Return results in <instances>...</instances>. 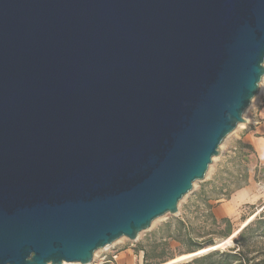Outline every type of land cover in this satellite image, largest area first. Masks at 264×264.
<instances>
[{
    "label": "water",
    "instance_id": "1",
    "mask_svg": "<svg viewBox=\"0 0 264 264\" xmlns=\"http://www.w3.org/2000/svg\"><path fill=\"white\" fill-rule=\"evenodd\" d=\"M263 77L264 0H0V264L178 214Z\"/></svg>",
    "mask_w": 264,
    "mask_h": 264
},
{
    "label": "rangeland",
    "instance_id": "2",
    "mask_svg": "<svg viewBox=\"0 0 264 264\" xmlns=\"http://www.w3.org/2000/svg\"><path fill=\"white\" fill-rule=\"evenodd\" d=\"M262 101H264V77L260 82L259 93L253 98L250 106L244 113L246 122L240 123L236 129L224 139L220 145V154L214 157V162L210 164L205 178L196 181L193 189L181 200L178 214L166 215L155 220L152 226L148 230L141 232L136 240L122 237L113 244L98 249L94 254L93 260L88 264H146L144 257L145 253L144 251H139L138 246H145L149 250H155L156 257L152 260L153 263L162 262L164 260H167L164 262L167 263L182 255L190 254L187 245L182 242L171 240L168 245L163 244L168 233L176 229L175 218L177 217L185 218V220L189 218L195 227L201 230L203 236L196 238L197 240L212 238L214 244L219 243L225 238L221 233L225 228V224H212L213 216L211 212L218 220L222 217H230L234 224V231L241 227L244 219L248 217L256 207L264 203V164L260 163L258 154L255 151L245 149V151L248 152V161L243 163V167L248 168L249 181L255 182L257 185L253 194L261 196L255 204H240L234 212L225 216H220L217 213L218 207L227 203L229 200L225 198L219 200L211 199L210 203L213 204V208L210 212L209 209L203 208L200 196L202 191L206 192L210 198H216V196H218V192L215 191V186H220L222 182L225 181V177H228V173L225 171V164L228 159L234 157L239 142L245 141L244 136L249 130L248 126L253 116L258 113ZM227 166H229L235 174H238L233 162H227ZM235 182L236 181H233V177L227 180V183L231 184V186H234L236 184ZM168 222H171L170 226L166 225ZM247 244L251 249H259L264 246V239L251 237ZM234 246H236L235 242L227 245L224 244L215 250L222 252ZM215 250H210L199 256L187 258L173 264H216L219 261L217 256L211 260L195 262L196 259L214 252Z\"/></svg>",
    "mask_w": 264,
    "mask_h": 264
},
{
    "label": "trees",
    "instance_id": "3",
    "mask_svg": "<svg viewBox=\"0 0 264 264\" xmlns=\"http://www.w3.org/2000/svg\"><path fill=\"white\" fill-rule=\"evenodd\" d=\"M245 149H251L255 151L254 147L250 143L245 141L239 142V146L236 148L234 157L227 160V162L230 161L234 163L238 174H235V172L232 171L229 166H227L226 162L225 171L228 173V177H225V181H223L220 186H215V191L218 192V196H216V198H210L206 192L202 191L200 198L204 209H209L211 212L213 208V204L210 203L211 199L219 200L221 198H225L229 200L236 191L249 185L250 181L249 174L247 172L248 168L243 167V163L248 161V152H246ZM231 177H233V181H236L234 186H231V184L227 183V180L231 179ZM260 208H262V210L256 214ZM255 214L256 216L251 222H249L242 229L239 227L234 231V224L230 217L226 216L218 220L217 217L211 212V215L213 216L212 224H225V228L221 231L225 237L224 239L230 238L237 230H240L234 238L236 246L222 252L215 250L214 252L196 259L195 262L211 260L217 256L219 261L216 264H264V246L260 247L259 249H251L247 244L251 237H259L264 239V203L256 207L248 215V217L244 219L242 225ZM186 219L187 220L181 217L175 218L176 229L173 232L168 233V235L165 237L163 243L164 245H168L171 240L179 241L187 245L189 253H195L215 245L212 238L207 240H197L196 238L203 236L201 234V230L197 229V227H195L189 218ZM166 225L170 226L171 222L166 223ZM138 250L144 251L146 264H162L167 261L164 260L162 262L153 263L152 260L156 257L154 249L149 250L145 246H138Z\"/></svg>",
    "mask_w": 264,
    "mask_h": 264
},
{
    "label": "crops",
    "instance_id": "4",
    "mask_svg": "<svg viewBox=\"0 0 264 264\" xmlns=\"http://www.w3.org/2000/svg\"><path fill=\"white\" fill-rule=\"evenodd\" d=\"M248 129L244 136L245 142L250 143L254 147L260 163L264 164V101L261 102L258 113L251 119ZM256 187L255 182H250L246 187L236 191L227 203L218 207V215H228L234 212L240 204H255L261 197L253 194Z\"/></svg>",
    "mask_w": 264,
    "mask_h": 264
},
{
    "label": "bare ground",
    "instance_id": "5",
    "mask_svg": "<svg viewBox=\"0 0 264 264\" xmlns=\"http://www.w3.org/2000/svg\"><path fill=\"white\" fill-rule=\"evenodd\" d=\"M262 210V208L259 209L258 212H256V214H258L260 211ZM255 215L251 216L248 221L246 223H244L241 227L243 228L244 226H246L249 222H251L254 218H255ZM236 232L234 233V235H232L230 238H227V239H222L219 243L215 244L214 246L210 247V248H205V249H202L198 252H195V253H190V254H187V255H182L180 257H178L177 259H174V260H171L167 263H164V264H173L175 262H180L182 260H185L187 258H191V257H196V256H199L201 254H204L210 250H213L215 248H219L221 247L222 245L224 244H231V243H234V241L232 240V238L235 236ZM48 264H52V263H48ZM63 264H81L80 262H66V263H63Z\"/></svg>",
    "mask_w": 264,
    "mask_h": 264
}]
</instances>
